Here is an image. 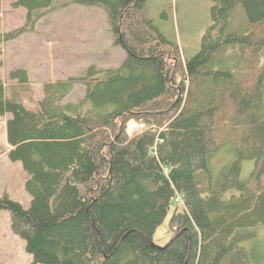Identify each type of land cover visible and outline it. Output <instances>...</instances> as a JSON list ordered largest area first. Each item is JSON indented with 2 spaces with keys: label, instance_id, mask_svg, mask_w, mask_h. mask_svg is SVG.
<instances>
[{
  "label": "trees",
  "instance_id": "obj_1",
  "mask_svg": "<svg viewBox=\"0 0 264 264\" xmlns=\"http://www.w3.org/2000/svg\"><path fill=\"white\" fill-rule=\"evenodd\" d=\"M70 1L106 10L126 58L49 82L35 101L25 68L9 72V93L0 85V115H10L6 155L22 164L31 195L25 207L0 193V210L9 211L29 264H264L256 251L264 227V0H213L212 23L190 56L150 16L149 0ZM58 2L12 3L26 8V22L0 33V67L1 44ZM75 82L84 97L63 103ZM165 100L162 130L128 136L124 125L110 136L119 121ZM219 150L232 155L220 186L210 160ZM246 160L255 165L243 177ZM179 192L172 235L157 245L154 233Z\"/></svg>",
  "mask_w": 264,
  "mask_h": 264
},
{
  "label": "rangeland",
  "instance_id": "obj_2",
  "mask_svg": "<svg viewBox=\"0 0 264 264\" xmlns=\"http://www.w3.org/2000/svg\"><path fill=\"white\" fill-rule=\"evenodd\" d=\"M15 0H0V33L12 30L24 24L26 8H14ZM213 0H149L148 13L166 34L179 42L183 55H193L200 48L201 37L212 23ZM244 13L242 9L238 8ZM239 19L235 20V24ZM0 67V85L7 93L12 84L9 72L16 68L28 70L33 91L32 99L38 100L45 94V85L49 82L67 80L86 74L90 65L99 69L116 67L126 57L123 46L114 44V35L109 30L106 10L99 6L74 4L70 0H59L51 11L41 14L27 33L3 42ZM180 67V62L174 63ZM71 93L63 103L78 104L85 95V85L75 82ZM165 101L161 108L150 105L131 118L116 123V133L110 129V136H116L125 125L128 136H135L146 130H162L165 123ZM10 116V115H9ZM8 115H0V193L6 192L13 199L28 207L31 195L25 188L27 173L20 162H12L6 155L10 149L6 138V120ZM231 154L219 150L211 155V169L217 185L221 184V171L231 161ZM255 162L246 160L243 177L247 176ZM173 202L169 215L157 227L153 242L163 246L172 235L169 220L174 208ZM256 249L264 255V227L258 232ZM25 241L11 229L10 213L0 210V262L4 264H29L32 256L27 252Z\"/></svg>",
  "mask_w": 264,
  "mask_h": 264
},
{
  "label": "built area",
  "instance_id": "obj_3",
  "mask_svg": "<svg viewBox=\"0 0 264 264\" xmlns=\"http://www.w3.org/2000/svg\"><path fill=\"white\" fill-rule=\"evenodd\" d=\"M173 201L178 203L183 202V194L181 192L177 193Z\"/></svg>",
  "mask_w": 264,
  "mask_h": 264
}]
</instances>
